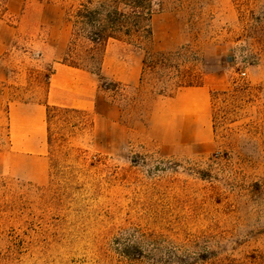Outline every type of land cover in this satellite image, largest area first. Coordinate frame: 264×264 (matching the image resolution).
I'll return each mask as SVG.
<instances>
[{
  "label": "rangeland",
  "instance_id": "374dc122",
  "mask_svg": "<svg viewBox=\"0 0 264 264\" xmlns=\"http://www.w3.org/2000/svg\"><path fill=\"white\" fill-rule=\"evenodd\" d=\"M83 1L0 0V147ZM152 30L108 43L94 109L51 107L45 182L0 169V264H264V0H163Z\"/></svg>",
  "mask_w": 264,
  "mask_h": 264
},
{
  "label": "crops",
  "instance_id": "0c3cea01",
  "mask_svg": "<svg viewBox=\"0 0 264 264\" xmlns=\"http://www.w3.org/2000/svg\"><path fill=\"white\" fill-rule=\"evenodd\" d=\"M64 56V55H63ZM98 83L94 73L55 62L49 77L45 102L10 103L6 111V123H2L4 144L0 147V169L13 170L19 176L39 182L48 178V106L91 111L97 102ZM187 93L206 95L205 87H182L172 96L173 101ZM204 98L189 100L196 111L190 125L200 134L197 142L211 144L212 125L209 115L202 118L201 103ZM6 125V126H5Z\"/></svg>",
  "mask_w": 264,
  "mask_h": 264
},
{
  "label": "trees",
  "instance_id": "16d2710c",
  "mask_svg": "<svg viewBox=\"0 0 264 264\" xmlns=\"http://www.w3.org/2000/svg\"><path fill=\"white\" fill-rule=\"evenodd\" d=\"M162 3L163 0H84L68 13L72 29L61 63L91 71L106 81L101 70L108 43L150 39L153 34L152 19ZM179 55L180 52L174 54L176 57ZM165 61L166 58L161 63ZM154 64L149 62L148 67L153 68ZM53 71L54 68L51 74ZM198 86L202 84L189 82L179 85L178 89ZM218 97L219 94H214V104ZM51 107L48 106V112Z\"/></svg>",
  "mask_w": 264,
  "mask_h": 264
}]
</instances>
